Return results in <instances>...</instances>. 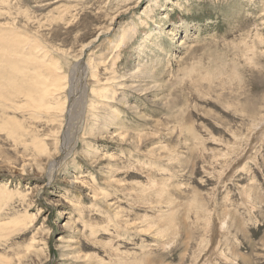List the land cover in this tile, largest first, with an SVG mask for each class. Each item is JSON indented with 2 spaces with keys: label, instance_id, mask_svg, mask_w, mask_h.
<instances>
[{
  "label": "rangeland",
  "instance_id": "rangeland-1",
  "mask_svg": "<svg viewBox=\"0 0 264 264\" xmlns=\"http://www.w3.org/2000/svg\"><path fill=\"white\" fill-rule=\"evenodd\" d=\"M0 34L46 51L70 88L53 123L0 108V264H264V0H0ZM112 40L115 76L140 89L95 81Z\"/></svg>",
  "mask_w": 264,
  "mask_h": 264
},
{
  "label": "bare ground",
  "instance_id": "bare-ground-1",
  "mask_svg": "<svg viewBox=\"0 0 264 264\" xmlns=\"http://www.w3.org/2000/svg\"><path fill=\"white\" fill-rule=\"evenodd\" d=\"M163 8L166 11H171V9L169 7L163 6ZM126 12L127 11L124 10L123 12H120V13H126ZM119 16H120V14H118L117 16L112 18L110 20V24L113 23L115 18L119 17ZM146 18H148V20L150 21V14H146ZM162 18H164V21H166V19H167V17H162ZM164 21H162V23L154 22L155 27L153 30L158 29L159 32H162V28H163L162 26L164 25L163 24ZM137 26L139 27L138 28L139 30L143 27L142 23H140ZM107 30H108V27H106L104 31H107ZM104 31H100L98 33L97 37L95 38V40H93L91 43H93L94 41H97L101 35L105 34ZM123 35H120V36L123 38ZM170 35L173 36V34H171V33H170ZM149 37L150 36L148 34L143 35V37L140 39L142 46L145 45V43L147 42ZM112 42H113V40L110 41L111 45L108 46V48H110V47L113 48V52H112L111 57H109L106 61L99 63V65H101L103 68H105V69L107 68L105 70V72L109 71L110 75L107 74L108 76L104 80H100L98 78H95V81L99 85H102V86H107V84H108V86H113L114 88L116 87L117 90H124V89H129V88L140 89V86H138L136 83L123 84V83H121V82H123L121 80L122 77L117 79V77L115 76L116 71L113 69L115 68L117 60L119 59L118 54L122 50L123 46L121 44H116V43L112 44ZM91 43L89 44V46L91 45ZM1 45H3V46H1ZM32 46L33 45H31L30 43L28 44V47H32ZM87 47H83L82 51L85 50ZM137 47H138V49L140 48V46H137ZM24 49H25V44L22 42V40L20 38H16V37L2 38L1 34H0V54H2V56L0 57V108H8L9 102H12L14 100L15 101L20 100L21 105L18 106L19 110H22V111L26 110V111H29V112L35 113V114H38V113L46 114L48 116V122H50V123H53L55 121V119H54L55 115L60 114L64 118L66 109L68 107V105H67L68 99H67L66 91L69 88V83L67 84V76L65 75V72L62 73V65L60 64V62H57L56 59H51V56L46 51L39 52L40 50H36V48H34L36 53H38V54L32 53V55L26 56L23 53ZM252 49H256V48L253 47ZM252 49H250V50H252ZM138 52H140V50H138ZM45 58H48L50 61L47 64V66H48L47 67V75H43L41 73V68H40L41 67L40 62L42 60H44ZM74 59H75L74 61H77L79 58L74 57ZM31 67H32V69H31ZM155 68H156L155 64L152 65V68L150 67L149 64H147V65H146V63L142 64L140 66L139 70L134 72V73H136L135 79H128L129 83L134 82V81L140 82V80L138 78L140 75L142 76L141 73L146 72V73H144V75H147V74H149L150 71H154ZM29 71H31V73H29ZM73 76H74V74H73ZM78 82H81V81L79 80ZM82 83H83V81L81 82V85H82ZM115 84H116V86H115ZM71 92H73V91H71ZM93 93L95 94V96L97 97V99L100 102L110 103L109 102V99H110L109 95L106 92L101 93L99 90H95ZM82 94H83V92H82ZM76 95H75V97H76ZM56 98H57L56 102L50 101V100H55ZM80 99H79L80 101L78 100V102H77L78 105H80V109H78V105L76 106V104H77L76 99L74 101L72 100L73 104L71 105V108H70V109H72L73 106H76L77 111L75 113L78 114V119L80 121L83 120V121H81L82 123L80 124V127H78V126L77 127H78V129L81 130V132H84V129L87 128V133H88L87 138L95 137V132H94L96 130L95 125H93V124L87 125V122H86V116L88 114V108H89V101H88L87 96L85 94H83ZM90 105H91V102H90ZM130 107L136 113L137 108L135 107V105H132ZM83 112H84V115H82ZM92 112L95 114L106 115L105 111L103 110L102 107L98 108L97 110L92 109ZM77 114H75V115H77ZM94 117L95 116H93L91 118L92 121H95ZM106 120L108 121L109 119L106 118ZM37 126L41 128L40 124H37ZM2 127L5 128L4 130L7 133L11 134L15 138L16 141L18 139H20L19 131L22 130L23 127L16 120H14V119H6L5 120V118H4V124ZM53 129H54V132H53ZM117 130L123 131L122 128H119ZM43 132H44V135L46 137L54 138L52 135L56 134V128L55 127L53 128V126H52V128L50 130L45 129V130H43ZM126 132L127 131H125V133ZM29 133H31V130H29ZM117 134H119V133H117ZM127 134L129 135V133H127ZM120 135H122V134H120ZM120 135H118V136H120ZM58 137H59V133H58ZM124 137H125V134L123 133L122 138H124ZM34 139H36V138L34 137ZM123 142H124V140H123ZM128 142L131 143L130 141H128ZM124 143H126V142H124ZM134 143L136 144V142H134ZM62 157L64 159V155ZM22 160H24V159H22ZM26 167H27V164L25 163L22 166V168L26 169ZM51 179L52 178H50L49 180H51ZM105 184L109 185L110 183L108 182ZM97 195L98 194H95L94 198H96ZM103 198H105V197H103ZM32 218L33 217H30L26 223H22V221H14L13 224H14V226L25 225L27 223H30L32 221ZM44 235H46V234H44ZM39 251H42V249H40ZM22 259L23 258H21V257L18 258V264L21 263ZM1 260L3 262H5V264L11 263V261L7 258H1Z\"/></svg>",
  "mask_w": 264,
  "mask_h": 264
}]
</instances>
